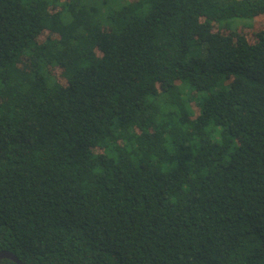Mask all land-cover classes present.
<instances>
[{"label": "trees", "instance_id": "obj_1", "mask_svg": "<svg viewBox=\"0 0 264 264\" xmlns=\"http://www.w3.org/2000/svg\"><path fill=\"white\" fill-rule=\"evenodd\" d=\"M1 251L264 264V0H0Z\"/></svg>", "mask_w": 264, "mask_h": 264}, {"label": "water", "instance_id": "obj_2", "mask_svg": "<svg viewBox=\"0 0 264 264\" xmlns=\"http://www.w3.org/2000/svg\"><path fill=\"white\" fill-rule=\"evenodd\" d=\"M4 259H8L10 261H13L16 264H23L16 255H14L13 253H11L9 251H1L0 252V260H4Z\"/></svg>", "mask_w": 264, "mask_h": 264}]
</instances>
